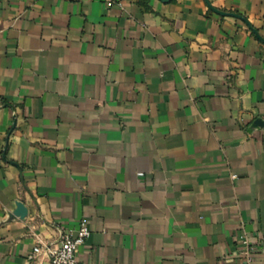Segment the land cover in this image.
<instances>
[{
	"label": "crops",
	"instance_id": "1",
	"mask_svg": "<svg viewBox=\"0 0 264 264\" xmlns=\"http://www.w3.org/2000/svg\"><path fill=\"white\" fill-rule=\"evenodd\" d=\"M254 31L264 0H0V264L82 220V264H242L241 232L264 264Z\"/></svg>",
	"mask_w": 264,
	"mask_h": 264
},
{
	"label": "built area",
	"instance_id": "2",
	"mask_svg": "<svg viewBox=\"0 0 264 264\" xmlns=\"http://www.w3.org/2000/svg\"><path fill=\"white\" fill-rule=\"evenodd\" d=\"M106 3L111 5L112 0H106ZM89 233L87 222L82 220L79 222L76 230L61 231L58 245L45 248L41 245L34 246L32 253L29 255V259H34L38 255H45L49 264H82L78 260V250ZM253 250L250 238L244 232H241L239 235V252L242 264H251Z\"/></svg>",
	"mask_w": 264,
	"mask_h": 264
},
{
	"label": "water",
	"instance_id": "3",
	"mask_svg": "<svg viewBox=\"0 0 264 264\" xmlns=\"http://www.w3.org/2000/svg\"><path fill=\"white\" fill-rule=\"evenodd\" d=\"M208 6H209V8H210L211 10H213L214 12H216V13H218V14H229V13L223 12V11H221V10H218V9H216V8H214V7H212V6H210V4H208ZM230 15L238 16L237 14H230ZM238 17H240V16H238ZM254 32H255L256 36H257L261 41L264 42V39H263V38H260V36H258V34L256 33V31H254ZM26 211H27V210H26V207L24 206V204H23L21 201L16 202V208H15V210H14L15 215L19 216L20 218H23V217H25L26 214H27Z\"/></svg>",
	"mask_w": 264,
	"mask_h": 264
}]
</instances>
